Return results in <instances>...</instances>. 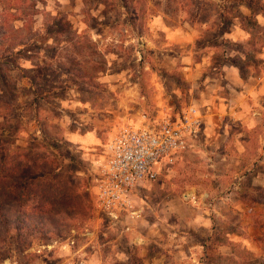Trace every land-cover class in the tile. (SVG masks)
<instances>
[{
    "label": "rangeland",
    "instance_id": "374dc122",
    "mask_svg": "<svg viewBox=\"0 0 264 264\" xmlns=\"http://www.w3.org/2000/svg\"><path fill=\"white\" fill-rule=\"evenodd\" d=\"M234 1L0 0V23L7 21L0 38L11 36L0 46L10 50L0 53V152L50 155L72 197L56 231L0 225V264H81L90 240L110 255L107 242H124L135 220L115 224L97 211L98 162L108 144L122 126L139 124L143 116L176 120L190 107L206 116L212 95L227 97L241 117L225 107L209 128L204 120L180 159L137 193L144 210L140 222L155 219L153 207L167 213L165 203L172 200L192 206L205 200L224 216L214 214L206 264H222L219 245L231 243L240 261L223 264H264V256L231 241L260 238L264 254V63H253L264 62V12L256 18L258 31L247 20L251 13ZM17 7L18 19L7 16ZM70 26L77 35L60 46ZM60 58L66 66L106 62L101 86L60 72ZM225 58L230 61L223 66ZM231 61L245 68L246 81ZM190 192L196 201L186 199ZM206 192L211 197H203ZM177 210L188 216L185 206ZM199 235L205 239V230Z\"/></svg>",
    "mask_w": 264,
    "mask_h": 264
},
{
    "label": "trees",
    "instance_id": "16d2710c",
    "mask_svg": "<svg viewBox=\"0 0 264 264\" xmlns=\"http://www.w3.org/2000/svg\"><path fill=\"white\" fill-rule=\"evenodd\" d=\"M234 2L239 3V8H246L251 13V17L247 20H253L255 28L258 31H262V26L256 19L260 12H264L262 0H235ZM256 9L259 10V13L256 12ZM14 10L16 13H8L7 16L10 15L18 19L22 11L18 7L14 8ZM219 16H221L219 21L222 24L221 18L224 15L219 14ZM6 22L0 23V29L5 27ZM245 29L250 32L248 28L245 27ZM66 32L70 34L68 36L69 39L61 41L60 46L63 43L71 44L72 36L77 35L71 26ZM10 37L0 38V46L2 47L5 39L8 40ZM76 45L74 48H76ZM256 45L257 42H255L254 46ZM262 48H264V43ZM3 52L6 54L10 50L3 51L1 48L0 53ZM253 52L258 54L256 50ZM76 54L79 55L81 53L77 51ZM244 56L247 57L248 55L244 53ZM1 58L2 56L0 55ZM55 59L57 58H53L54 61ZM68 60L70 61V58ZM229 61V58H225L223 66ZM56 63L60 72L74 78L75 81H83L86 85L95 89L101 86L99 78L101 74L105 73L106 62L102 61L98 64H93L87 60L84 62L85 65L71 62L70 66H66L60 58ZM253 63L261 64L264 62L255 60ZM231 65L239 70L241 79L246 81L245 68L233 61H231ZM35 78L37 79V77ZM38 80L42 81L39 77ZM59 173V167L56 166V162L50 155L38 153L33 156L25 152L9 153L7 155L0 152V225L17 227L19 231L29 230V227H34L42 232L44 229L47 232L48 230L56 231L63 220L62 214L68 213L70 207H72L71 194L62 178H60Z\"/></svg>",
    "mask_w": 264,
    "mask_h": 264
},
{
    "label": "crops",
    "instance_id": "0c3cea01",
    "mask_svg": "<svg viewBox=\"0 0 264 264\" xmlns=\"http://www.w3.org/2000/svg\"><path fill=\"white\" fill-rule=\"evenodd\" d=\"M228 71L227 68L224 70ZM241 79V78H240ZM242 80V79H241ZM253 95H256L258 90ZM257 97V96H256ZM219 99V100H217ZM229 99V98H228ZM214 102H217L214 105ZM209 106V113L206 116H201L202 123H206V128H209V124L215 117L222 118L226 111L225 107H230V114L233 117H241V110L234 105H231L227 97L212 95V100ZM213 108V109H212ZM208 112V111H207ZM205 120V121H204ZM211 192H206L204 196L211 197ZM187 197H196L195 192H190ZM198 199V198H197ZM198 199L197 205L192 206L189 202L172 200L169 203H165V209L167 213L160 214L162 209L153 207L152 213L155 215V219L144 220L147 223L148 230L142 233V224L140 221L135 220L129 222V227L126 229L124 236V242H120L118 239H111L107 243L111 247V254L104 256L100 253V248L97 244L91 240L85 242L83 247H90L87 251H83L84 258L81 264H99L98 260L105 261L106 264H116L115 257H119L123 264H143L150 262L151 264H206L209 263L207 254L209 252L210 233L213 232L215 223V212L219 216H224L216 210V205L205 204V200L200 204ZM185 206L189 213L188 216L183 218L177 207ZM203 206V207H202ZM142 219V218H141ZM206 232V238L200 237L199 232ZM233 245H241L243 249L248 250L252 256L263 257V246L260 238L251 237V239H245L241 237L231 238ZM158 249L157 253L151 254V249ZM64 248H70L69 245H64ZM221 250L222 264L226 261H240V258L233 252L232 243L227 245H219ZM82 249L75 251L72 254L77 255L81 253ZM136 261V263H135ZM213 264V263H212ZM240 264V262H239Z\"/></svg>",
    "mask_w": 264,
    "mask_h": 264
},
{
    "label": "built area",
    "instance_id": "2783aa9c",
    "mask_svg": "<svg viewBox=\"0 0 264 264\" xmlns=\"http://www.w3.org/2000/svg\"><path fill=\"white\" fill-rule=\"evenodd\" d=\"M142 118L139 124L122 126L108 144L105 159L98 162L97 211L115 224L143 217L137 193L180 159L202 126L195 107L176 120L166 115L154 121ZM186 199L196 201V197Z\"/></svg>",
    "mask_w": 264,
    "mask_h": 264
}]
</instances>
